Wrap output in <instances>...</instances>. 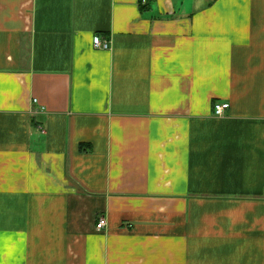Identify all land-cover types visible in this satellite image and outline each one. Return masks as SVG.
I'll use <instances>...</instances> for the list:
<instances>
[{"label": "crops", "instance_id": "1", "mask_svg": "<svg viewBox=\"0 0 264 264\" xmlns=\"http://www.w3.org/2000/svg\"><path fill=\"white\" fill-rule=\"evenodd\" d=\"M0 264H264V0H0Z\"/></svg>", "mask_w": 264, "mask_h": 264}, {"label": "built area", "instance_id": "2", "mask_svg": "<svg viewBox=\"0 0 264 264\" xmlns=\"http://www.w3.org/2000/svg\"><path fill=\"white\" fill-rule=\"evenodd\" d=\"M94 46L96 49L108 50L110 48V43L108 41H103L100 37L94 38ZM229 109V104H216L215 105V116L223 117L225 111ZM107 226V221L105 218H102L97 225V230L101 231Z\"/></svg>", "mask_w": 264, "mask_h": 264}]
</instances>
